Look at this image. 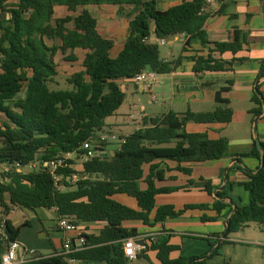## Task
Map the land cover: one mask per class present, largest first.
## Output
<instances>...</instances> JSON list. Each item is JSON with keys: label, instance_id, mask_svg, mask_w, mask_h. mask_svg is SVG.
I'll list each match as a JSON object with an SVG mask.
<instances>
[{"label": "trees", "instance_id": "16d2710c", "mask_svg": "<svg viewBox=\"0 0 264 264\" xmlns=\"http://www.w3.org/2000/svg\"><path fill=\"white\" fill-rule=\"evenodd\" d=\"M102 5L117 6L119 16L130 18L129 34L115 58L110 54L114 41L100 33L98 19L87 9ZM56 7H66L73 13L79 8L82 10L76 16L54 19ZM0 13L11 15L10 19L0 18V163L14 166L8 175L0 172L9 179L0 183V206L6 216L15 207L33 212L56 207L58 216L67 217L76 225L103 223L100 233L86 235L85 247L70 254L69 258L106 264L130 262L125 257L122 241L139 237V232L136 228L124 227L125 222H141L154 227L167 219H178L188 210H213L215 217L203 215L201 221H214L220 217L227 220L231 216L229 234L237 233L251 223L264 227V169L252 173L261 165V152L255 139L249 153L231 155L227 139H210L207 133L186 131V125L191 122L230 123L233 111L229 101L221 97L230 91V87L217 93L215 100L219 106L213 111L183 114L171 111L144 118L142 128L123 136L125 143L118 145L114 156L103 157L95 153L83 164L87 176L84 179L73 183L69 180L74 173L72 168L58 169L62 190L57 189L49 168L44 166L45 162L65 153H87L82 149L83 144L95 140L105 130V120L125 101L120 81L132 80L144 70L169 74L181 64L182 56L173 61L161 58L160 45L150 42L151 37L166 40L183 35L187 38L183 51H189L192 39H199L202 47L207 49V55L190 58L195 73L229 71L234 62L247 61L236 58L248 46L246 35L237 28L231 41L217 43L212 48L208 46L205 24L211 13L207 0H185L164 11L158 9L157 0H0ZM56 38L61 40V45L47 44V40ZM77 50L83 52L82 70L68 78L71 89L51 90L49 84L58 75L56 56L61 53L66 61L76 62L79 60L75 54ZM227 53L233 55L231 60L223 58ZM262 79L264 59L260 62L255 84ZM263 82L258 86V93L253 91L250 110L253 122L257 116L262 115L264 119ZM109 145L95 146L93 151H109ZM261 146L264 154V142ZM225 157L241 163L243 158L251 157L257 160L258 167L251 171L243 163L236 164L232 170L240 171L246 180L231 182L228 178L225 190L216 193L218 186L201 179L205 183L204 191L214 197L211 206L187 204L183 209H175L172 205L156 206L157 195L186 190L193 185V180H189L185 187H158L157 182H164L166 172L171 171L162 168L165 162H175L176 171L190 176L192 169L183 164H201ZM27 168L31 170L26 172ZM141 183L146 185L145 189L141 188ZM234 186L249 193V203L246 206L236 204L233 213V207L224 200L231 198L229 193ZM117 195L133 198L138 209L118 202ZM6 223V232L13 240L18 238L22 227L29 225L26 221L16 227L9 218ZM222 235L207 239L210 249ZM227 240L228 235L223 243ZM3 248L4 242L0 240V254ZM179 249L170 244L167 235H159L154 241L147 242L137 257L148 259L147 252L154 251L159 264H188L207 256L171 259L170 254ZM217 254L218 248L205 259L190 264H233L227 260L210 262ZM27 264L68 263L62 257L51 256Z\"/></svg>", "mask_w": 264, "mask_h": 264}, {"label": "crops", "instance_id": "0c3cea01", "mask_svg": "<svg viewBox=\"0 0 264 264\" xmlns=\"http://www.w3.org/2000/svg\"><path fill=\"white\" fill-rule=\"evenodd\" d=\"M183 1L185 0H157V7L164 11L172 6L182 3ZM100 7H112L111 9L117 17L125 18L124 31H118L119 29L117 30L116 28L114 31L115 33L113 32V34L104 31L101 27L100 20H98L100 33L103 36L112 39L115 43L110 52L111 57L115 58L123 49L126 38L129 34L130 18L127 16H119L117 6L102 5ZM208 11L211 13L205 24L208 46L212 48L217 43L231 41L233 31L237 28L246 35L248 46L247 50L245 49L239 52L236 55V58H246L247 61L234 62L229 71L195 73L193 71V62L190 61V58L199 55H207V49L202 47L200 40L197 38L192 39L189 51H183L187 40L185 36L178 35L166 39V44L169 45L170 53L169 56L164 57L163 59L165 61H173L180 56H182L183 59L181 64L174 71L169 74L159 75L158 80L153 87V93L154 90H159L158 95L161 97L163 111L158 113L152 111L151 114L146 113L147 108L143 105L139 106L136 102V98L138 102H141L140 94H147V91L140 85L136 84L133 80L120 81L121 88L125 93V101L113 116L105 120L106 129L103 132L112 133L117 127L126 128L127 130L131 124L135 128L134 131H136L142 128L144 118L157 117L171 111L176 114H183L187 111L195 113L213 111L217 105L215 100L217 93L223 88L230 87V91L223 93L221 97L229 101V107L233 111L232 121L228 124H196L191 122L186 125V131L188 133H207L210 139H227L229 142V153L231 155L249 153L252 150L254 140L253 116L250 113V110L253 107L251 99L253 96L255 80L259 72L260 62L264 59V0H217L208 5ZM128 13L129 10H127L126 14ZM115 21L117 22L115 19L112 20V22ZM155 41V36L150 38V42ZM223 58L225 60H231L233 55L227 53L223 55ZM230 81H232L231 86L229 85ZM261 90L264 92V82L262 83ZM153 93L149 94L152 95ZM157 101H153L152 98L148 100V104L151 105ZM138 108H141V114L140 112L138 115L133 114L132 110H137ZM123 116L128 122L124 120ZM129 122L131 124L127 125ZM133 132L121 133L119 136H127ZM258 136L260 141L264 142V119L262 118H260L258 122ZM242 163L251 171H255L258 167L257 160L251 157L243 158ZM236 164V161L233 160L232 157H225L217 161H210L201 164H183V166L192 169V174L189 176L176 171L175 168L177 164L175 162L167 161L162 165V168H169L171 171L166 172V180L164 182H157V186L185 187L189 180L200 181L201 179H204L211 181L214 186L221 187L222 180L228 169H230L229 180L231 182L245 181L246 178L240 171L237 169L232 170V167ZM82 166L83 165H80L81 168H78L75 163V169L77 170H81L83 168ZM201 167L205 168L200 170ZM200 182L203 183L202 181ZM141 188L145 189L146 185L141 183ZM181 191V193H190L192 191L205 193L203 186L196 188V185H191L186 190ZM173 193L157 195L156 206L173 205L174 203L170 199H163L157 204L159 196L170 195ZM115 199L126 206L138 209L136 201L129 196L117 195L115 196ZM205 200L206 201L201 200L200 203H206L208 205L213 204V196L208 195ZM175 207L177 209L180 208L178 206ZM47 211L54 214L52 225H48V228H45L44 221L48 220L47 216H39L38 219L40 220L43 230H31V232L23 236L19 234L17 238L23 247L36 250L42 258L56 256L63 250L65 240L70 239L71 242L77 241L76 233L62 231L58 227L55 213L52 210ZM207 211L212 213L211 216L216 215V212L213 210ZM35 212H37V210ZM154 214L155 211L152 213L151 217H153ZM202 216L203 214L201 210H188L182 217L178 219H167L164 223L156 224L154 227L146 226L141 222H125L124 227L128 229L136 228L138 230L139 237H137V241H142V238H147L151 235H167L170 239V244L180 247L179 250H175L170 254V258L173 260L178 259L179 257H200L204 254V251L202 250L203 247L200 244L196 243L190 249L186 250L184 243L186 237L194 239L195 241H204L201 237L188 235L189 233L186 231L192 225L198 229L205 227L203 224L204 222L201 221ZM218 220L223 221L226 226V219L224 217H220ZM28 222L29 225L24 227L31 226L30 221ZM79 225L86 235H98L104 228L103 223H81ZM229 241L230 243H235L236 239H229ZM42 251L48 253L43 254ZM22 254L23 253H21V255ZM146 256L148 257V260L151 261L147 262L148 264H159V261L156 258V252L149 251ZM26 258H29V256H26ZM139 258L146 257H137L135 260L130 261L129 264H143L139 262ZM67 263L106 264L104 262L85 263L81 261Z\"/></svg>", "mask_w": 264, "mask_h": 264}, {"label": "rangeland", "instance_id": "374dc122", "mask_svg": "<svg viewBox=\"0 0 264 264\" xmlns=\"http://www.w3.org/2000/svg\"><path fill=\"white\" fill-rule=\"evenodd\" d=\"M112 7H97V6H88L87 9L95 16L98 20H100L101 27L104 31L113 32L116 30L124 31V23L125 18L117 17L114 14V11L111 9ZM82 8L78 9V12L73 13L69 12L66 7H56L54 19L57 18H64L67 16H76ZM2 14V13H0ZM5 19H10L9 13H3ZM117 20V22H112V20ZM70 26V25H68ZM115 33V32H114ZM47 44L49 46H59L61 45V40L59 38L47 40ZM160 52H161V58L169 56L170 48L169 45H160ZM76 56L78 57V61L76 62H69L66 61L65 55H62L59 53L56 56V63L58 65V75L54 78V82L49 84V87L51 90H66L71 89V85L68 83V78L71 77L74 73L79 72L82 70V59H83V52L81 50L75 51ZM25 91V88H24ZM23 91V93H24ZM23 93L20 96H23ZM159 90H154V93L150 95L148 92L147 94L141 95V102L137 101V104L143 105L147 108L146 113H152V111H155L156 113L162 112V102L161 97L158 95ZM154 96L157 98V102L153 104H148V100L152 99ZM219 106V104L216 105L215 109ZM140 112L141 114V108H138L137 110H132V113L135 115H138ZM124 117V116H123ZM124 120L128 122V120L124 117ZM131 123L129 122L130 125ZM106 129V126H105ZM134 127L132 124L130 127L126 130V128L117 127L112 131L115 135L119 136L121 133H130L134 131ZM123 131V132H121ZM118 147V144H110L108 146L109 151H114ZM78 168H81L80 165L81 161L76 160L75 161ZM205 167H201L200 170H203ZM31 168L25 169V171H30ZM199 170V169H198ZM196 185V188H199L201 186H205V183H201L200 181H193V186ZM197 190V189H196ZM179 191V192H178ZM176 191V193L170 194V195H162L159 196L157 199V204L163 200V199H170L174 204H170L172 206H178L183 209L185 205L187 204H201V200L206 201L208 194L200 193L197 191H192L190 193H181V190ZM181 191V192H180ZM230 197L233 198V201L238 204L239 206H246L249 203V193L242 187L234 186L233 191L229 193ZM161 198V199H160ZM203 201V202H204ZM214 202V197H213ZM206 204V203H205ZM174 206V207H175ZM211 206V205H210ZM175 209H177L175 207ZM155 211V210H154ZM153 211V212H154ZM202 214L207 216L208 218L215 217L211 216L212 213L210 211H202ZM46 215L48 220L44 221L45 228H48V225H52V221L54 220L53 215L51 212L47 211L46 209H39L37 212L21 209L19 207H15L13 209V212L9 215L10 221L14 224V226L19 227L23 225L26 221H30L31 226L30 227H22L20 230V235L23 236L25 234H28L31 232V230H43L42 225L40 223V220L38 219L39 216ZM217 218L214 221H207L203 224L205 227H202L201 229L196 228L195 226H190V228L187 231L190 236H198L203 238L204 241H195L194 239H190L188 237L185 238V249H190L194 244L198 243L203 247L204 254L202 256H209L211 254V251L215 248H218L219 254L214 256L210 262L212 263H220L224 260L230 261L233 264H264V227L258 223H251L249 226L242 231H239L240 233H230L228 234V240L227 242L223 243V241L217 246L219 240L222 238L220 237L217 241L214 248L210 249V245L207 239H214L215 235L217 234H223L225 232L226 226L224 225L223 221L218 220ZM203 226V225H202ZM229 239H236L235 243H230ZM19 240V239H18ZM242 240V241H240ZM240 241V242H239ZM20 242V241H19ZM43 254H47L48 252L42 251ZM201 257V256H200ZM151 259V255H150ZM153 259V257H152ZM139 262L143 264H148L147 262H151L146 258H139Z\"/></svg>", "mask_w": 264, "mask_h": 264}, {"label": "built area", "instance_id": "2783aa9c", "mask_svg": "<svg viewBox=\"0 0 264 264\" xmlns=\"http://www.w3.org/2000/svg\"><path fill=\"white\" fill-rule=\"evenodd\" d=\"M217 0H207V4H211ZM159 45H165V39H156L155 41ZM159 74L153 71L144 70L141 73L137 74L132 80L140 85L144 90L149 93H153V87L157 82ZM153 101H157L156 96L153 97ZM117 143L119 146L125 143V139L123 136H117L113 133H100L97 138L93 141L85 142L83 144V150H87V153L82 155H77L74 152L65 153L63 155L55 157L50 162H45L44 166L49 168L51 175L54 178L55 186L58 190L63 189V185L61 184L62 176L57 174V170L60 168L70 167L74 170L72 177L69 180H72L73 183L86 178V174L81 170L75 169V161L80 160L83 165L85 162L90 160L94 154H99L100 151H93L94 147L102 148L103 145L115 144ZM73 161L74 163H69ZM18 171H21L22 168L17 165ZM83 167V166H82ZM14 166L9 164H1L0 163V172L4 175H8L12 172ZM9 179L0 175V183H6ZM57 218L58 227L64 232H75L77 241L71 242L70 239L65 240L63 245V250L59 252L56 256L64 258L67 262H75L77 260L69 258V255L78 251L85 247L86 245V234L82 231L80 225H76L74 221L70 220L67 217L58 216V209L56 207L51 209ZM13 212V211H12ZM9 216L4 214V208L0 206V240L4 242L3 252L0 254V264H27L33 260L42 259V257L38 254L36 250L27 249L22 246V244L17 239H10L6 232V222ZM156 235H151L147 238H142L141 240L145 242V245L137 244V238H127L122 241L123 250L125 257L133 261L137 258V255L146 247L147 242L150 243L154 241ZM21 253H23L21 255ZM29 256V258H26Z\"/></svg>", "mask_w": 264, "mask_h": 264}, {"label": "water", "instance_id": "95a60500", "mask_svg": "<svg viewBox=\"0 0 264 264\" xmlns=\"http://www.w3.org/2000/svg\"><path fill=\"white\" fill-rule=\"evenodd\" d=\"M10 17H11V15H10ZM0 18H1L2 20L5 19L3 13L0 14ZM263 80H264V79H262V80L256 82V84H255V88H254L255 92H257V93L259 92V91H258V86H259V84H260ZM263 113H264V110H263ZM261 117H262V115H261V116H257V117L254 119V122H253V136H254V139H255V141H256V143H257V147H258L259 151L261 152V165H260V168H259V170L255 171V172H252L253 174H257V173L261 172V171L264 169V154H263V152H262L261 141H260L259 136H258V122H259V120H260ZM115 153H116V151H106V150H102V151L99 152V154H101L103 157L114 156ZM236 163H237L238 165H242V163L239 162V161H236ZM245 170L248 171L247 168H245ZM229 173H230V169H228L227 172H226V174L224 175L222 186L219 187L218 189H216L214 193H216L217 191H224V190H225V188H226V186H227V183H228ZM214 196H215V195H214ZM224 201L227 202V203H229V204L233 207V213H234V211H236V209H237V205H236V203L233 201V199H232V198H228V199H226V200H224ZM230 220H231V216L226 220V229H225V232L223 233L222 238L219 240L217 246H218L222 241H224V240L227 238V235H228L229 232H230ZM137 244L144 246V245H145V242H144V241H137ZM214 250H215V248L211 251V253H213ZM206 257H207V256L202 257V258H197V259H195V260H191V261L188 262V264H190V263H192V262H195V261H198V260H203V259H205Z\"/></svg>", "mask_w": 264, "mask_h": 264}]
</instances>
